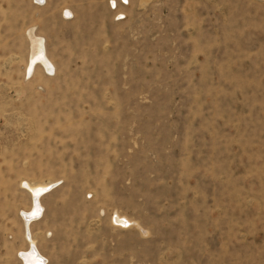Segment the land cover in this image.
Instances as JSON below:
<instances>
[{
  "label": "rangeland",
  "instance_id": "374dc122",
  "mask_svg": "<svg viewBox=\"0 0 264 264\" xmlns=\"http://www.w3.org/2000/svg\"><path fill=\"white\" fill-rule=\"evenodd\" d=\"M26 183L47 264H264V0H0V264Z\"/></svg>",
  "mask_w": 264,
  "mask_h": 264
},
{
  "label": "bare ground",
  "instance_id": "6f19581e",
  "mask_svg": "<svg viewBox=\"0 0 264 264\" xmlns=\"http://www.w3.org/2000/svg\"><path fill=\"white\" fill-rule=\"evenodd\" d=\"M39 1H42V0H39ZM115 3H116V1H115ZM66 13H67V15L68 14L70 16L72 15V13L70 11H68ZM32 29L34 30V28H32ZM30 36H31V34H30ZM37 38H38V36H37ZM35 40H36V38H35ZM44 44L45 43H43V41H37L34 44V48H31L33 50V52L30 55L29 60L27 61L26 75L27 74H31V73L33 74V72H35V69H36V67H37V65L39 63H43L48 71H52L53 70V68H54L53 63L50 61V59L46 55V50L47 49L45 48ZM32 45H33V42H32ZM54 185L55 184H52V183L45 184V185H42V184H40V185H31V184H27L26 183V186L28 187V190L32 194L33 207H32L31 210L25 211V213H24V216H25L26 222H27V224H26V235L25 236H26L27 240L28 239L30 240V243H29L30 244V248L27 251H25L24 253L22 252L23 253L22 255H23V258H24V264H47L46 258L44 257V255H42V253L38 249L37 245L35 244L34 239L31 237L32 232H31V228H30V225H31L30 223H32L33 221L43 217L42 213H41L43 208H44L42 206V198H43V196H45L46 194H48L50 191L53 190ZM126 217H122V216L119 217V222L122 225L127 224V223H131L132 225L136 224L135 222H132L133 220H130V219L126 218ZM118 227H119V225H118ZM119 228L122 229L121 226Z\"/></svg>",
  "mask_w": 264,
  "mask_h": 264
}]
</instances>
